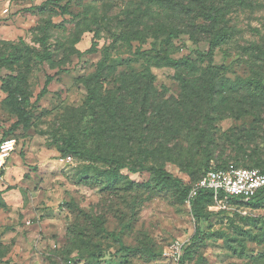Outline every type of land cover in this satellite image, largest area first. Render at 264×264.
Instances as JSON below:
<instances>
[{"label": "rangeland", "instance_id": "374dc122", "mask_svg": "<svg viewBox=\"0 0 264 264\" xmlns=\"http://www.w3.org/2000/svg\"><path fill=\"white\" fill-rule=\"evenodd\" d=\"M45 1L0 0V141L11 130L8 137L17 141L0 175V264H179L182 251L180 259L176 254L194 236L196 223L177 193L128 191L125 185L102 186L100 180L97 186L85 185L83 173L93 177L108 166L64 157L58 148L69 138L93 153L102 148L141 169L130 175L137 183L149 180L143 170L148 167L163 168L187 185L193 174L204 173L205 164L263 166L264 97L256 98L251 86L250 98L238 80L264 85V51L257 50L264 49V0H204L205 6L189 15L150 8L144 0H57L68 14L40 12ZM211 6L231 31L214 55V65L227 67L229 82L224 96L205 109L208 117L179 121L177 105L169 99L183 94L177 71L147 62L139 52L153 57L173 50L176 59L206 53L213 36L203 29L208 21L199 10ZM170 33H177L173 48L166 44ZM106 54L102 94L114 105L133 104L127 91L136 90V80L148 70L160 104L169 103L164 116L154 103L155 126L152 121L137 125L131 138L120 130L116 137L108 123L109 142L98 146L101 123L95 121L83 81L96 73ZM9 76L17 77L8 81L24 91L17 104L2 87L1 78ZM16 107L29 113L27 123ZM170 111L176 113L172 130L166 118ZM196 128L209 130L210 141L200 145L190 134ZM207 212L200 224L205 245L186 264H264V207L214 197ZM89 251L107 256L93 260Z\"/></svg>", "mask_w": 264, "mask_h": 264}, {"label": "trees", "instance_id": "16d2710c", "mask_svg": "<svg viewBox=\"0 0 264 264\" xmlns=\"http://www.w3.org/2000/svg\"><path fill=\"white\" fill-rule=\"evenodd\" d=\"M148 7L156 6L162 10H169L170 12L175 13L176 11H183L184 13L193 14L200 6H205L204 0H144ZM187 1V4H186ZM61 10L63 14H68L69 10L66 6L62 7L57 4V0H46L41 7L38 8L40 12H45L46 10ZM201 15L205 20L208 21V24L203 25V29L210 33L213 36V40L209 42V48L206 53L197 52V58L193 59L192 56H184L179 59L173 57L174 52L170 50H161L156 53L155 56L151 57L147 52H139L142 57L147 62H153L155 65L160 67H169L177 71L176 79L180 82L183 89V94L181 97L175 98L170 96V103H175L176 113L170 111L169 116H167V121L169 122V129H173V115L176 114L177 120H183L192 123L193 119L199 118L201 114L208 117L210 108L224 96L226 84L229 80L225 79L224 74L227 72L226 66H216L214 65V55L218 47H220L225 41L226 36L230 35V29L224 25V16L220 14V11L217 7L211 6L208 11L203 7L199 10ZM154 29V28H153ZM170 29L173 30V26H170ZM47 30V28L45 29ZM159 31V30H157ZM144 31H137L136 35H143ZM128 36H123V39H127ZM177 38V33H170L169 38L167 39L166 44L168 47L173 48V39ZM46 40V36H44ZM258 52L263 53L264 49L257 47ZM49 56V55H48ZM47 56V58H48ZM108 54H106L105 59L99 65L96 73L85 79L83 81L84 86L87 89L89 94V106L94 112V117L96 122L101 123V127L97 131V144L100 146L101 143H108L109 140L106 137V130L108 123L115 128L114 133L116 137L120 130L125 134L126 138H131L134 136L135 126L143 125L149 121L155 126V119L151 115V109L153 104H160L159 98H157V93L153 89L154 77L151 75L150 71H147V74L144 75V81L142 78L136 80V90L130 91L127 93L132 98L133 104L128 106L127 109L122 106L120 102L116 105L113 104L114 101L110 100L109 97L103 96L102 89L106 79L105 72L108 68L107 65ZM17 81L18 78L14 76H9L8 78H1L2 87L5 93L8 94V100H13L16 104L19 97L24 96L23 88L18 85V87L9 83L8 80ZM239 84L242 85L247 91L250 90L251 98V86H253L257 93L256 98L264 97V85L260 80L257 79H248V80H238ZM50 83V80L47 82V86ZM47 86L42 91L41 95H44L47 92ZM169 101H163L159 107V114L164 116V109L167 106ZM19 106V105H18ZM17 108V107H16ZM181 109L182 111H179ZM206 109V111H205ZM18 115L23 123H27L29 119V113L24 110L17 108ZM21 121V122H22ZM106 125V126H105ZM205 125H209L208 122ZM12 130L10 131V133ZM10 133L5 134L0 143L8 138ZM197 142L200 145H203L204 141H210L212 138L209 130L206 128H200L191 131ZM8 137V138H7ZM244 136L241 137V139ZM64 144L58 148L60 154L64 157L74 156L78 159H86L90 161H97L108 166L107 170L100 171L98 174L90 177L88 174L83 173L81 180L85 185H99V180L102 182V186L106 187H115L119 185H125V189L128 191L138 189H147L149 192L154 194H161L162 192L174 191L177 193L179 200L182 203H185L188 199L189 192L192 186L197 183L208 171L212 169H223L228 167L230 164H233L237 167L248 168V169H259L264 173V165L255 164V166H241L234 163H221L217 164L214 167L208 166L205 164V171L202 175H192L193 181L190 184H183L179 179L175 178L172 174L164 170L163 168L148 167L143 169L150 174V178L146 182L137 183L130 179V175L139 173L141 169L136 167L126 166L122 164L115 155H106L104 150L101 148L99 152L93 153L88 149L81 148L78 146V143L75 139H63ZM209 153H207V157ZM126 172V173H124ZM4 173V172H3ZM2 173V174H3ZM1 174V175H2ZM102 176V177H101ZM214 195L210 191H201L196 198L191 201L190 208L192 217L196 223L195 234L192 239L185 244L181 251L182 257L179 261V264H186L189 260L192 259L193 255L198 252L201 247L205 245L207 236L201 230L200 224L203 220L208 218V208L213 204ZM248 205L251 209H260L264 207V189L261 190L255 197L250 201L245 202L241 199H233ZM101 223H99V228L101 230ZM253 239L256 238L253 237ZM122 251L129 254L132 252L131 248L123 247ZM99 255H96V251H89L88 256L93 260H100V258H105L106 253L98 252Z\"/></svg>", "mask_w": 264, "mask_h": 264}, {"label": "built area", "instance_id": "2783aa9c", "mask_svg": "<svg viewBox=\"0 0 264 264\" xmlns=\"http://www.w3.org/2000/svg\"><path fill=\"white\" fill-rule=\"evenodd\" d=\"M17 141L8 138L0 143V175L6 170L11 154L15 151ZM264 189V173L259 169H248L230 164L223 169L208 171L197 183H195L188 195L186 203L191 201L201 191H210L215 198L241 199L250 201ZM176 256L180 259L181 249Z\"/></svg>", "mask_w": 264, "mask_h": 264}]
</instances>
